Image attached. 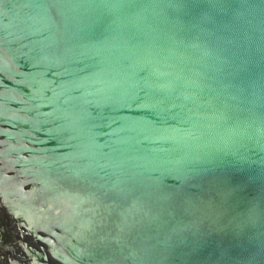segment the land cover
<instances>
[{
	"label": "water",
	"instance_id": "water-1",
	"mask_svg": "<svg viewBox=\"0 0 264 264\" xmlns=\"http://www.w3.org/2000/svg\"><path fill=\"white\" fill-rule=\"evenodd\" d=\"M0 264H264V0H0Z\"/></svg>",
	"mask_w": 264,
	"mask_h": 264
}]
</instances>
